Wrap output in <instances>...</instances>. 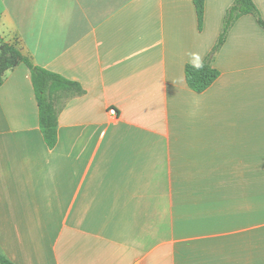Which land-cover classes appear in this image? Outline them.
<instances>
[{
	"label": "crops",
	"instance_id": "1",
	"mask_svg": "<svg viewBox=\"0 0 264 264\" xmlns=\"http://www.w3.org/2000/svg\"><path fill=\"white\" fill-rule=\"evenodd\" d=\"M236 0H0V39L85 94L44 141L25 64L0 86V253L14 264H264V30ZM264 20V0H253ZM0 44V53H1ZM114 110L116 114L111 113Z\"/></svg>",
	"mask_w": 264,
	"mask_h": 264
},
{
	"label": "trees",
	"instance_id": "2",
	"mask_svg": "<svg viewBox=\"0 0 264 264\" xmlns=\"http://www.w3.org/2000/svg\"><path fill=\"white\" fill-rule=\"evenodd\" d=\"M202 29L205 15V0H192ZM253 15L264 30V20L253 0H236L228 10L224 28L219 41L209 58L200 66L187 65L185 69L186 81L190 89L201 94L208 90L220 77L221 73L213 66L215 55L225 43L227 36L242 16ZM0 86L4 82L5 73L20 64H25L31 73L32 85L39 108L40 129L45 143L54 149L58 143V116L63 106L72 98L85 94L82 86L57 73L35 66L14 45L3 43L0 39ZM0 264H14L0 253Z\"/></svg>",
	"mask_w": 264,
	"mask_h": 264
},
{
	"label": "built area",
	"instance_id": "3",
	"mask_svg": "<svg viewBox=\"0 0 264 264\" xmlns=\"http://www.w3.org/2000/svg\"><path fill=\"white\" fill-rule=\"evenodd\" d=\"M111 113L116 114L114 110H112Z\"/></svg>",
	"mask_w": 264,
	"mask_h": 264
}]
</instances>
